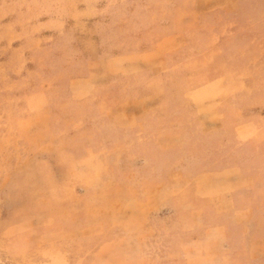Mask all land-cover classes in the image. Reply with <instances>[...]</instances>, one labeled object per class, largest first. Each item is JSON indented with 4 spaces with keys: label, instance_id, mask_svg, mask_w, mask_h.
Returning <instances> with one entry per match:
<instances>
[{
    "label": "rangeland",
    "instance_id": "1",
    "mask_svg": "<svg viewBox=\"0 0 264 264\" xmlns=\"http://www.w3.org/2000/svg\"><path fill=\"white\" fill-rule=\"evenodd\" d=\"M192 1L188 11L182 0H0V264H152L106 244L134 204L125 194L133 166L101 163V89L92 85L116 74L117 56L169 43L170 33L178 45L208 49ZM262 10L261 0L245 2L235 42L248 47L222 54L219 65L198 64L197 55L212 57L204 50L166 54L182 58L187 76L236 73L239 62L248 73L264 64ZM229 58L236 66L222 63Z\"/></svg>",
    "mask_w": 264,
    "mask_h": 264
},
{
    "label": "crops",
    "instance_id": "2",
    "mask_svg": "<svg viewBox=\"0 0 264 264\" xmlns=\"http://www.w3.org/2000/svg\"><path fill=\"white\" fill-rule=\"evenodd\" d=\"M247 1L193 0L195 23L212 39L208 49L178 45L179 34L170 33L169 43L117 56L116 74L93 82L92 90L101 89L94 95L104 149L98 157L106 169L133 166L125 194L134 204L117 227L124 231L106 243L119 254L152 264L264 261V64L248 73L250 64L239 62L236 73L187 76L182 58L166 54L204 50L212 57L195 59L209 66L245 50L235 40ZM261 8L264 20V0ZM188 18L186 12L181 20ZM230 62L222 63L236 66ZM128 68L148 71L124 77ZM138 86L142 93L133 91ZM107 171L103 177L111 178Z\"/></svg>",
    "mask_w": 264,
    "mask_h": 264
}]
</instances>
